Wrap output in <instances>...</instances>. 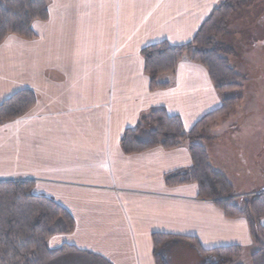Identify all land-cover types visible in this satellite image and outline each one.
Masks as SVG:
<instances>
[{
    "label": "crops",
    "instance_id": "crops-1",
    "mask_svg": "<svg viewBox=\"0 0 264 264\" xmlns=\"http://www.w3.org/2000/svg\"><path fill=\"white\" fill-rule=\"evenodd\" d=\"M223 1L52 0L49 20L33 25L36 39L10 36L0 46V104L21 90L38 97L28 114L0 126V181H33L34 194L71 213L74 232L52 238L51 249L67 244L111 264H156L153 235L163 234L177 237L160 249L164 264L177 246L192 252V264L208 261L186 238L205 250L238 246V264H252L257 247L245 219L199 199L196 184L166 186L167 174L192 166L188 142L134 155L120 144L153 110L180 117L189 132L225 98L241 96L218 93L208 71L189 61L160 78L164 90L151 91L144 70L145 47L189 43ZM244 102L199 143L246 197L242 190H264V121L258 131L257 115L229 119Z\"/></svg>",
    "mask_w": 264,
    "mask_h": 264
},
{
    "label": "trees",
    "instance_id": "trees-1",
    "mask_svg": "<svg viewBox=\"0 0 264 264\" xmlns=\"http://www.w3.org/2000/svg\"><path fill=\"white\" fill-rule=\"evenodd\" d=\"M245 1L248 0H224L189 43L173 46L164 41L145 47L141 54L150 90L167 89L169 85L160 78L173 74L182 61L204 67L218 93L241 90L246 77L229 62L228 58L234 55L233 49L219 41L229 33L230 19ZM51 3L52 0H0V46L10 36L26 41L36 39L33 25L49 20ZM37 101V95L31 90H21L10 96L0 104V126L24 117ZM242 102V96L225 98L220 108L204 116L189 132L180 117L170 115L164 109L153 110L135 128L126 130L120 144L126 155H134L154 148L171 151L188 142L192 166L167 174L166 186L196 184L199 199L212 201L229 219H245L257 247L251 263L264 264V190L251 196H240L232 183L214 169L208 152L199 143L209 126L227 117ZM34 187L35 183L29 180L0 181V264H111L71 245L51 249L50 240L72 234L76 222L65 207L34 194ZM173 238L177 237L153 235L156 264H164L160 249ZM186 239L196 246L204 259H208L201 264H238L241 258L242 249L238 246L205 250L197 239Z\"/></svg>",
    "mask_w": 264,
    "mask_h": 264
},
{
    "label": "rangeland",
    "instance_id": "rangeland-1",
    "mask_svg": "<svg viewBox=\"0 0 264 264\" xmlns=\"http://www.w3.org/2000/svg\"><path fill=\"white\" fill-rule=\"evenodd\" d=\"M228 31L229 33L222 37L219 43L233 49V63L237 65L240 71L238 72L246 77L243 88L234 92L245 98L244 105L241 110L231 114L229 119L232 118V121L237 123L252 114L257 115L259 131L264 121V0L243 2L232 15ZM226 41L230 44L228 45ZM262 153L264 156V151ZM262 161L264 165V157ZM258 176L261 177V175ZM251 190L252 188L247 190L250 191L248 193H242L245 191L242 190L241 194L254 195ZM169 259L172 264L196 262L194 255L186 246H177L174 253L169 255Z\"/></svg>",
    "mask_w": 264,
    "mask_h": 264
}]
</instances>
